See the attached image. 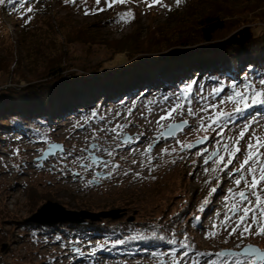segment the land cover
Listing matches in <instances>:
<instances>
[{"label":"rangeland","instance_id":"obj_1","mask_svg":"<svg viewBox=\"0 0 264 264\" xmlns=\"http://www.w3.org/2000/svg\"><path fill=\"white\" fill-rule=\"evenodd\" d=\"M217 1L223 0H181L179 6L175 0H162L166 7H149L152 0H128L109 8L100 0L99 7L105 10L94 15H85V9H96V0H77L75 4L15 0L0 5V95L23 97L28 102L25 107L35 111H18L11 100L0 105V264H173L174 256L182 257L181 264H210L213 260L235 264L236 257L215 254L249 244L264 251V236L241 238L239 232L229 236L234 223L228 231L221 225L228 211L226 198L232 196L229 189L236 191L234 175L229 173L243 160L248 136L241 141V154L227 169L214 163L217 157L212 155L217 150L218 155H225L222 142L231 144L249 122H253L249 135L254 130L264 136V105L244 108V102L228 100L233 84L236 91H243L246 83L261 87L264 6L228 17V28L211 43L168 47L131 59L109 46L133 31L144 39L154 38L158 28L182 18L192 6L207 11L216 7ZM27 7L34 11L27 13ZM129 11L132 16L125 18L127 22L119 19L118 14ZM56 49L65 51L62 65L66 69L60 77L45 82L40 76L53 61ZM210 51L227 54L209 56L206 53ZM211 59L220 65L204 63L196 70L199 61ZM178 67L182 70L174 71ZM128 71V77H121ZM189 84V100L196 115L187 114L186 103L183 115L163 121L164 127L158 125L162 109L171 107ZM111 85L122 86V90L114 92ZM215 88L223 91L213 94ZM148 90L155 92L153 97L145 95ZM210 104L218 106L215 112L231 114L222 121L223 136L217 135L218 126L207 131L200 128L201 117L207 123L209 115L201 109ZM36 115L40 131L31 124ZM182 120L188 124L174 138L156 140L167 124ZM116 125H127L117 129L119 136L108 131ZM125 137H132V142L121 144ZM202 137L208 139L197 143ZM54 142L63 146V153L57 151L42 160V151ZM90 144L99 145L100 150ZM189 144L193 147L182 150V145ZM16 149L19 155H14ZM90 157L111 161V165L93 164L85 169L81 164H90ZM93 179L95 182L86 186ZM213 188L216 192L210 195ZM46 201L72 211L124 209L125 214L117 219L33 229L29 224L34 223L26 220ZM214 224L218 226L215 229ZM213 231L219 234L206 238ZM152 234L159 238L171 235L165 241L168 246H148L145 239ZM132 242H137L135 247ZM185 244L188 246L183 247ZM239 259L245 264L255 261V257L242 255Z\"/></svg>","mask_w":264,"mask_h":264},{"label":"snow or ice","instance_id":"obj_2","mask_svg":"<svg viewBox=\"0 0 264 264\" xmlns=\"http://www.w3.org/2000/svg\"><path fill=\"white\" fill-rule=\"evenodd\" d=\"M14 4L15 0H0V5H4L5 3ZM77 0H65V3H73L75 4ZM128 0H105V3L107 7L111 8L114 4H126ZM146 2V0H145ZM181 3V0H175V4L179 6ZM97 8L93 10L85 9V15L89 14H96L97 11H104L105 9L100 8V0H96ZM156 4H159L162 7H166V5L163 4L162 0H152L151 4H148L149 7H152ZM23 7V5H22ZM34 9L32 7H27L26 12L31 13ZM23 16V14H22ZM119 19L127 22L125 19L126 17L132 16V13L126 12V13H120L118 14ZM30 22L29 20H26L25 23L27 24ZM195 83V81H193ZM259 85L261 87H257L254 84L246 83L244 85L243 91H236V85L233 84L232 87L234 89L233 94L228 97L229 101H233L235 103H241L244 102V108L250 107V106H256V105H264V79H260ZM221 91H223L222 88H215L213 89V94H219ZM192 94V84H189L185 86L183 89H181V95H178L173 101L171 107L163 108L162 112L163 115H160L159 119L156 121L158 125L161 127H164L162 124L163 121L168 120H175L176 115H183L185 104L187 103V114L190 116H195L196 113L193 111L191 107V100H189V96ZM164 101L167 102L169 100L168 96H165ZM204 100H207V97H203ZM223 102V101H222ZM218 106L216 104H210L206 107L202 108V112L209 113L208 115V122L204 123V118L201 117V125L200 128L204 131H207L209 129H212L214 126L220 127V131L217 133V135L223 136V127H222V121L225 116L231 115L224 112H215L213 111ZM237 111H243V108H237ZM132 109H129L128 115L131 116ZM93 116H95V113H93ZM252 123H247L239 132L238 136L233 139V142L231 144L223 143L222 142V149L225 155H218L219 150L217 152H213L212 155L217 157L214 163L217 165H222L224 169H227L230 165L233 164L234 161L237 160L238 155L241 154V141L245 139L246 136H248L246 149L243 151V160L239 162V167L233 169L229 174L234 175L233 183L236 187V191H233L232 189H229V192L232 194L231 197L226 198V207L228 208V211L224 213V220L221 221V225L223 226L225 231H228L229 225L231 223H234V227L231 228L230 231H228L229 236L235 235L237 232H239V235L241 238H245L248 235H256V236H264V136L258 135L256 131H251V134L249 135V130L252 128ZM188 124L187 120H182L180 123H169L166 126V131L161 133V136L156 137V140H160L161 138H174L177 131H182L183 127ZM124 127H127V125H116V127H113L111 129H108V131H111L115 133L117 136L120 135V133L117 131V129H123ZM104 129H102L103 131ZM95 137V133L93 134ZM132 137H125L121 144H129L132 142ZM208 139L207 137H202L197 140V143H203L204 140ZM177 143H181L180 141H177ZM119 146V145H118ZM90 148H95L97 151L100 150L99 145H89ZM183 148H192L193 145H182ZM63 153V146L61 145H50L49 150L47 152H43L41 154V159L46 160L49 156L56 155V151ZM152 150V144L149 145L148 149L146 151L151 152ZM83 151V150H82ZM105 152L108 153L109 156L113 155L111 151L108 149H104ZM167 152V149L164 150ZM174 151V150H173ZM200 155H204L203 152L199 153ZM14 155H19V149H16L14 151ZM70 155V153H68ZM84 159V158H80ZM91 163L90 164H81L82 167L85 169L91 168L93 164L99 165L101 167H109L111 165V161H100L96 157H90ZM135 163V161H134ZM205 164L209 163L208 159H205ZM39 166H42L39 165ZM114 167H119V165H112ZM63 171V170H61ZM207 171V169H206ZM128 173L125 172V175ZM74 175H79V173H74ZM138 175V174H137ZM108 177H111V172L108 173ZM95 182V179L89 180L86 184V186L91 185ZM241 185L243 187L241 188ZM216 189H211L210 195L212 193H215ZM232 200L233 202L229 205L228 201ZM207 200H205V204H207ZM200 211H203V206L201 207ZM230 213V214H229ZM196 220H199L200 217H195ZM218 226L216 224L213 225V228H217ZM253 228H255V232H253ZM219 233L216 231L209 232L206 238H214ZM187 239V237H185ZM122 242V241H121ZM172 243H175V241H172ZM183 247H187L188 245H182ZM78 252L79 249H76ZM184 256L187 255L185 252L183 254ZM217 257H226V256H232L236 257L235 264H245V261H242L239 259V256H246V257H255L256 260H259L261 264H264V252H261L259 249L254 248L252 246H249L246 248L242 253H226V252H218L215 254ZM181 258H175L173 259V264H181ZM210 264H217V261L213 260L210 262ZM249 264H255V261L249 262Z\"/></svg>","mask_w":264,"mask_h":264},{"label":"trees","instance_id":"obj_3","mask_svg":"<svg viewBox=\"0 0 264 264\" xmlns=\"http://www.w3.org/2000/svg\"><path fill=\"white\" fill-rule=\"evenodd\" d=\"M197 5L192 6L193 9H190L189 11L185 12L182 18L177 17L174 22L168 21L166 22L162 27L158 28L155 33L154 38H142L140 33L131 32L127 35L121 37L120 39L115 40L113 43H109V46H111L115 52L121 53V54H127L126 56L133 57L135 55H141L142 53H148V52H155V51H161L163 49H167L168 47H175V46H185L187 44H194V43H201V42H212L218 35V33L225 31L228 28V17H232L233 15L237 13H244L247 9L249 11H253L256 8H260L264 6V0H223V1H217L215 3L212 9L204 11L201 9L198 10ZM262 18L264 19V13L262 15ZM172 23V25H170ZM169 24V25H167ZM207 43V44H210ZM214 51H210V53H206L209 56L213 55ZM65 51L56 49L53 53V61L49 64H46L45 72L42 76L43 79H55L60 77L62 74L61 72L66 69V66L62 65L63 58H64ZM205 54V55H206ZM227 54L226 52H218L213 56H219V57H225ZM206 55L207 58H211ZM251 57L255 56V52L250 53ZM138 58V57H136ZM131 59V58H130ZM209 60V59H207ZM173 62V61H170ZM168 62V63H170ZM197 62V61H196ZM204 63H214V65H220L216 64V61H208L204 62L203 60L199 61L196 65L197 69H201L200 67L203 66ZM16 64H19L16 62ZM68 68V67H67ZM0 70H2V65L0 62ZM182 70L181 67L174 68V71ZM128 72H123L121 77H128ZM217 73H220L217 71ZM130 78V77H129ZM128 78V79H129ZM115 80V79H112ZM110 90L114 92L120 91L122 86L120 88L115 86H109ZM134 88V87H132ZM131 88V89H132ZM124 89V88H123ZM122 90V89H121ZM11 95L8 94H1L0 95V105L11 102L15 103L16 108H18V111L23 110L24 113H28L30 111H33V109L29 110V107L26 108V104L28 102L24 100L23 97L12 99ZM26 101V102H25ZM55 101V98H54ZM29 105H35V104H29ZM53 113H55L53 111ZM6 116V115H5ZM40 118L34 116V119L36 123H33L34 130L40 131L38 129L41 126V122L39 120ZM26 122L25 120H22V122ZM23 122V123H24ZM28 129V128H26ZM29 226H33V229L40 228L37 224H29ZM47 229H52L53 227H44ZM39 230V229H38ZM116 232V231H114ZM171 237L169 236H162L157 237L155 234L150 235L146 240L148 246H168V239ZM144 238V237H143ZM134 241V240H133ZM133 246L135 247V244L137 242H132ZM166 244V245H165ZM178 247V246H177ZM210 253V252H208ZM211 254V253H210ZM232 257V256H230ZM233 258V257H232Z\"/></svg>","mask_w":264,"mask_h":264},{"label":"water","instance_id":"obj_4","mask_svg":"<svg viewBox=\"0 0 264 264\" xmlns=\"http://www.w3.org/2000/svg\"><path fill=\"white\" fill-rule=\"evenodd\" d=\"M164 131H166V128L162 132ZM50 145H61V144L56 142L50 143L43 152H47L49 150ZM54 151L57 152L58 150H54ZM124 214H125L124 209H110L108 211H101L97 213L84 211V210L72 211V210H66L63 206L59 205L58 203L52 201H46L30 217H28L26 221L37 225H49V226L55 225L57 223H67V222L76 223V224H85L89 220L90 222H94L109 217H111L112 219H117L122 217ZM132 219L133 217L129 218V220ZM249 246H252L254 248L259 249L261 252H264L258 246L253 244L245 245L240 250L224 249V250H220V252H226V253L235 252L239 254L242 253ZM255 261L258 260L255 259Z\"/></svg>","mask_w":264,"mask_h":264},{"label":"bare ground","instance_id":"obj_5","mask_svg":"<svg viewBox=\"0 0 264 264\" xmlns=\"http://www.w3.org/2000/svg\"><path fill=\"white\" fill-rule=\"evenodd\" d=\"M156 88H158V87H153V89H156ZM154 94H155V92L153 91V90H148L147 91V93H145V95L147 96V97H153L154 96ZM160 112V110H155L154 111V113H159ZM159 117V116H158ZM56 122V121H55ZM127 151V150H126Z\"/></svg>","mask_w":264,"mask_h":264}]
</instances>
